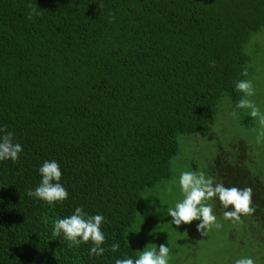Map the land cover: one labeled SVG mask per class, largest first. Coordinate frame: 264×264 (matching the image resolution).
Listing matches in <instances>:
<instances>
[{
	"label": "trees",
	"instance_id": "trees-1",
	"mask_svg": "<svg viewBox=\"0 0 264 264\" xmlns=\"http://www.w3.org/2000/svg\"><path fill=\"white\" fill-rule=\"evenodd\" d=\"M263 32L264 0H0V135L22 147L0 161V264L136 258L128 232L154 227L150 193L169 184L182 143L210 140L195 171L250 190L248 212L204 201L212 231L228 233L229 264H264V119L248 100ZM231 116L228 132L218 124ZM52 160L68 195L48 204L27 193ZM77 207L104 217L102 254L52 235Z\"/></svg>",
	"mask_w": 264,
	"mask_h": 264
},
{
	"label": "clouds",
	"instance_id": "clouds-1",
	"mask_svg": "<svg viewBox=\"0 0 264 264\" xmlns=\"http://www.w3.org/2000/svg\"><path fill=\"white\" fill-rule=\"evenodd\" d=\"M237 88L245 90L249 85L245 82L237 84ZM243 104V102H241ZM22 151L19 143L12 142V134L0 135V161L11 160L15 162L18 154ZM40 183L33 190L27 193L28 196L52 204L67 198V191L59 183L61 171L55 160L44 161L38 169ZM179 187L183 199L176 202L174 207H169L167 215L171 217L170 223L176 226L190 224L194 220L200 221L197 228L215 220L212 210L203 201L216 197L226 208L231 205L232 213L250 211L248 205L250 200V190H239L235 187L226 188L222 184L213 186L211 180L206 179L203 174L193 172H182L179 176ZM104 221L102 215H91L84 213L77 207L70 216L56 219L52 222V235L63 236L69 242V246L78 245L82 242L93 243L90 254L100 255L104 249L100 247L104 241L101 231V224ZM119 248L118 244L111 245V251L115 252ZM168 247L160 244L158 251L143 250L136 258L127 257L116 259L115 264H167ZM236 264H253L251 259H240Z\"/></svg>",
	"mask_w": 264,
	"mask_h": 264
},
{
	"label": "rangeland",
	"instance_id": "rangeland-1",
	"mask_svg": "<svg viewBox=\"0 0 264 264\" xmlns=\"http://www.w3.org/2000/svg\"><path fill=\"white\" fill-rule=\"evenodd\" d=\"M259 39V43L261 44V49L257 56L259 60V72L253 77L255 80H251L252 91L248 94V100L249 98H258V103L255 104L256 109L262 114V118L264 119V32L259 35ZM248 109L251 110L250 106ZM225 118L218 125L220 128L225 127L230 132L232 128H236L233 124V121H236L232 116ZM217 131L221 134L219 129ZM254 136H257V142L263 146L264 131L258 132V134L255 133ZM210 142L213 141H204L205 148L203 150L196 149L193 146L191 148L186 143L181 144L180 153L173 160V177L169 184L164 189L150 193L155 199L158 198L157 204L153 206L154 209L152 210L154 213V227L137 226L128 232V239L131 240L136 251L139 253L143 250L158 251L159 245L165 244L168 247L167 264H229V257L233 256V253L227 248L229 244L228 233L226 231L218 233L216 230L212 231L214 225L217 228L215 222L212 221L200 229L197 228V225L200 223L198 220H194L190 224L176 226L170 223L171 217L167 215L168 208L174 207L176 202L183 199L179 187L180 174L182 172L202 174L201 171H195L193 165L200 162L198 158L199 156L202 157L204 153L210 155L215 152L214 145Z\"/></svg>",
	"mask_w": 264,
	"mask_h": 264
}]
</instances>
